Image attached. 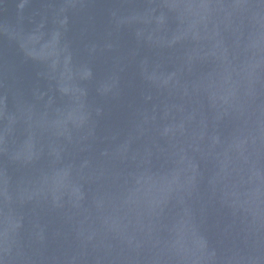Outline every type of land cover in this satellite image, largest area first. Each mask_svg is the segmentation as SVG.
I'll return each instance as SVG.
<instances>
[{
    "label": "water",
    "instance_id": "water-1",
    "mask_svg": "<svg viewBox=\"0 0 264 264\" xmlns=\"http://www.w3.org/2000/svg\"><path fill=\"white\" fill-rule=\"evenodd\" d=\"M0 264H264V0H0Z\"/></svg>",
    "mask_w": 264,
    "mask_h": 264
}]
</instances>
